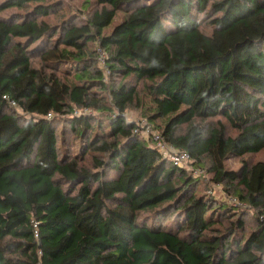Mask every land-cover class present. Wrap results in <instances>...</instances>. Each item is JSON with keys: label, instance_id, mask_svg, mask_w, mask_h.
<instances>
[{"label": "trees", "instance_id": "trees-1", "mask_svg": "<svg viewBox=\"0 0 264 264\" xmlns=\"http://www.w3.org/2000/svg\"><path fill=\"white\" fill-rule=\"evenodd\" d=\"M148 1H85L79 22L50 25L61 0H0L31 6L0 16V264H264V160H247L264 150V0ZM139 89L190 171L126 119ZM195 169L255 209L256 229L196 194Z\"/></svg>", "mask_w": 264, "mask_h": 264}, {"label": "rangeland", "instance_id": "rangeland-1", "mask_svg": "<svg viewBox=\"0 0 264 264\" xmlns=\"http://www.w3.org/2000/svg\"><path fill=\"white\" fill-rule=\"evenodd\" d=\"M85 1H92V0H61L62 6H61V11L59 12L58 16L49 15L47 17L40 18V19H44L47 23L52 25L54 23H59L61 18L66 17L67 15L73 14L74 18H73L72 23L79 22L81 14H83V12H81V9H83V3ZM154 1L155 0H149L148 3L152 4ZM30 7L31 6L29 5L24 9H7L5 11L0 12V16H9L10 14L22 13L30 9ZM97 8L98 6L93 4L89 6L88 11L94 12L95 10H97ZM119 17H120V14L115 18L114 23L110 25V27H108L105 30V32H109L112 29L114 24H116L119 21ZM103 57L104 55L102 54L101 58ZM149 105H150V102H149V99L145 91L143 89L141 90L139 89L138 104L134 103L127 109L126 119L129 121H133L135 124H137L140 130H145L143 132L144 136H146L147 132H150L154 138L155 136L158 137L160 135L158 130L162 128L163 121L156 120L154 122L156 129H152V127L147 123V120H146L147 114L143 112L144 107L149 106ZM11 109L16 113H22V111L19 110L17 107L13 106L11 107ZM77 112L80 113L79 111ZM87 113H89V111H87ZM217 120H220L222 124H225L227 133H231V134L235 133L233 130H231V128L228 125H226L223 119L215 118L211 120L209 123L213 124ZM182 128H185V126H183ZM57 135H58L59 143L61 145L62 150L65 149L69 151L72 156L80 154L78 150V144L76 145V139L74 138L72 132H70L66 124L62 123L61 125L58 126ZM154 142L157 144V146L159 142L161 149H166L168 147V145H166L160 138L159 139L154 138ZM154 142H151L150 145L154 146L155 144ZM256 154L257 153H255V155ZM258 159L264 160V150L258 156H255L252 158L247 157V160L250 162L256 161ZM82 160L84 164L88 165L92 170H94V168L92 167L91 161H90V156L88 154H86ZM241 162H242L241 158H237V157L231 158L226 162L225 167L230 170H236L240 167ZM179 167L188 172L190 171L192 167V161L188 160L186 162H182V165ZM193 177H198L199 179V184L196 187V194L210 195L217 202H221L225 204V206L232 207L235 211L240 212V210H242L243 212L242 219H244V222H245L243 234L245 236L248 235L251 231L256 229L257 218L258 217L260 218V214H258V212L255 209L237 200L233 194H228V193L226 194L225 189L224 187H222V185H217L212 181V175L210 173H206L204 176L194 174ZM235 218L236 216H233V218L231 219L235 220Z\"/></svg>", "mask_w": 264, "mask_h": 264}, {"label": "built area", "instance_id": "built-area-1", "mask_svg": "<svg viewBox=\"0 0 264 264\" xmlns=\"http://www.w3.org/2000/svg\"><path fill=\"white\" fill-rule=\"evenodd\" d=\"M12 105H15L14 102H11ZM50 117V114L47 115ZM155 139H159L157 136L154 137ZM158 147L160 148V143L158 142ZM161 152L164 156L168 157L173 164L177 165L178 167L182 165V162H186L190 159L189 154L186 151L179 150L173 146H168L166 149H161ZM194 174H202V170L195 169ZM34 226H36L34 224Z\"/></svg>", "mask_w": 264, "mask_h": 264}]
</instances>
